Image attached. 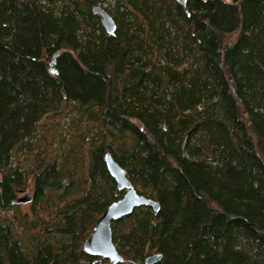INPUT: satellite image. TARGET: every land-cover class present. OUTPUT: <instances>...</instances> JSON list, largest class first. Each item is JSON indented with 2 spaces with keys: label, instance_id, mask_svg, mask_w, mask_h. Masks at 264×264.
Listing matches in <instances>:
<instances>
[{
  "label": "trees",
  "instance_id": "trees-1",
  "mask_svg": "<svg viewBox=\"0 0 264 264\" xmlns=\"http://www.w3.org/2000/svg\"><path fill=\"white\" fill-rule=\"evenodd\" d=\"M107 152L116 264H264V0H0V264H111Z\"/></svg>",
  "mask_w": 264,
  "mask_h": 264
},
{
  "label": "water",
  "instance_id": "water-1",
  "mask_svg": "<svg viewBox=\"0 0 264 264\" xmlns=\"http://www.w3.org/2000/svg\"><path fill=\"white\" fill-rule=\"evenodd\" d=\"M180 4H185L186 0H175ZM93 12L100 16L101 24L108 34H112L115 29V21L111 15L101 6H94ZM58 52L53 56V61ZM51 73L55 72L54 67L49 68ZM106 168L115 180L117 188L123 190L122 197L111 202L104 210L102 215L96 221L92 231L83 242V249L87 254L96 256V260L107 259L111 264H116L124 260L123 256L118 252L117 247L112 239L113 220L119 219L130 214L134 208L139 206H149L157 211L159 204L156 200L138 193L127 177L126 170L121 167L107 152L104 155ZM31 200V195L25 193L15 200V203H27ZM161 258L160 253H154L147 256L143 264H153Z\"/></svg>",
  "mask_w": 264,
  "mask_h": 264
},
{
  "label": "rangeland",
  "instance_id": "rangeland-1",
  "mask_svg": "<svg viewBox=\"0 0 264 264\" xmlns=\"http://www.w3.org/2000/svg\"><path fill=\"white\" fill-rule=\"evenodd\" d=\"M52 58H53V57L50 56V57L47 59V63H48V65H49V67H54V61H53ZM54 68H55V67H54ZM68 122H69V120H68V119H65V125H64V126H67ZM62 136H65V134H63ZM54 145H55V146H56V145L58 146V144H54ZM20 161L22 162V159H21V158H20ZM13 163H16V161L14 160ZM25 193H29V190L24 191V192H21V193L19 194V196H22V195H24ZM29 208H30V205H29V204H23V205L21 206V209H22L23 211H29ZM1 214H2V213H1ZM2 215H3V214H2Z\"/></svg>",
  "mask_w": 264,
  "mask_h": 264
}]
</instances>
